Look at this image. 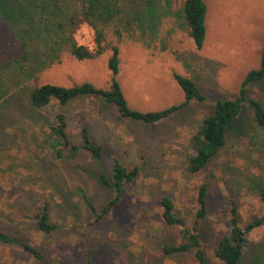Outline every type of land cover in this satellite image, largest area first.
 Instances as JSON below:
<instances>
[{"label": "rangeland", "instance_id": "1", "mask_svg": "<svg viewBox=\"0 0 264 264\" xmlns=\"http://www.w3.org/2000/svg\"><path fill=\"white\" fill-rule=\"evenodd\" d=\"M183 2L109 0L111 18L98 23L104 36L100 54L77 60L63 47L53 61L27 75L19 68L22 50L0 17V229L36 246L44 264H84V237L92 264H199L192 252H162L164 243L180 242L183 227L163 220L159 201L170 197L175 214L189 227L202 184L207 216L198 234L208 264H222L215 246L228 229L225 208L231 201L242 225L264 215V202L252 186L255 179L264 182V145L254 130L255 140L243 133L230 137L199 172H190L186 161L190 136L213 112L214 101L234 97L245 74L259 66L264 0H205L206 36L200 49L185 29ZM94 37L86 23L75 32L76 41L92 51ZM112 46L118 48L116 79L132 108L145 112L183 102L174 72L191 78L204 100L191 101L156 124L121 118L114 106L91 96L67 105L53 100L38 109L29 104L27 88L46 83L108 88ZM247 94L264 106V79L251 83ZM57 112L65 115L68 136L77 145L80 126L87 124L92 141L102 145L99 161L81 148L54 153L50 126ZM250 118L246 107L238 122ZM115 158L136 166L138 174L126 185L122 201L97 220L95 213L112 197L103 176L110 180ZM43 200L55 225L50 232L33 220ZM0 264L35 260L18 246L0 244ZM240 264H264V222L247 234Z\"/></svg>", "mask_w": 264, "mask_h": 264}, {"label": "trees", "instance_id": "2", "mask_svg": "<svg viewBox=\"0 0 264 264\" xmlns=\"http://www.w3.org/2000/svg\"><path fill=\"white\" fill-rule=\"evenodd\" d=\"M111 10L109 0H3L0 2V17L6 22L21 50L23 65L20 69L24 75L32 74L36 68L43 67L46 61H53L57 53L66 47L68 52L77 60L93 58L101 53L103 46V29L98 23L109 21ZM181 15L185 29L194 46L200 49L206 36L205 0H184ZM86 23L94 30L95 50L79 44L75 32L81 24ZM50 63V62H49ZM118 48L112 46L111 55L107 61V68L111 72L109 87L104 89L91 82H82L71 86L56 84H42L28 87L26 96L29 104L35 108H42L55 100L60 105L82 97H97L104 104L114 106L118 115L142 124L160 123L179 113L181 108L191 101H203L204 95L196 83L189 77L173 73V77L183 92L184 100L180 104H173L162 109L140 111L129 106L122 88L116 79L118 73ZM36 66V68H35ZM264 79V45L261 48L259 66L249 70L243 77L238 92L231 98H219L214 101L213 112L204 117L189 139L186 154L187 169L196 173L202 170L226 146L230 137L243 133L248 140H255L250 135L254 130L259 137V144L264 142V106L257 98L248 96V86ZM251 113L250 121L246 124L238 122L245 108ZM50 147L59 156L63 149L76 151L79 148L89 151L96 160L101 159L102 145L92 141L87 124L80 126L79 145L73 143L67 133V120L62 112H57L54 123L50 126ZM138 174V168L128 167L115 158L112 162L111 178L103 180L112 191V197L105 203L96 219L102 218L114 209L126 194V185L132 183ZM260 200L264 202V182L255 179L252 183ZM207 188L200 185L196 197V210L189 227L185 226L181 216L175 214L174 203L168 196H162V218L168 225L183 227L180 242L164 243L161 250L166 255L192 252L199 264H208L202 248L198 227L207 216ZM227 214V231L218 237L215 255L222 264H240L243 256L247 234L264 222V215L253 217L251 221L242 225L238 216L235 202L231 201ZM35 225L45 232H50L55 225L49 221V208L46 200L34 211ZM0 244L15 245L29 253L35 264H44L45 259L41 251L19 236L0 229ZM91 249L88 241L83 238L82 252L84 264L91 263Z\"/></svg>", "mask_w": 264, "mask_h": 264}]
</instances>
